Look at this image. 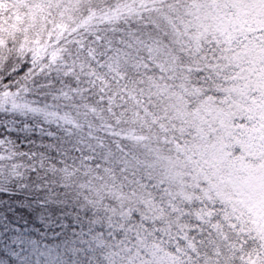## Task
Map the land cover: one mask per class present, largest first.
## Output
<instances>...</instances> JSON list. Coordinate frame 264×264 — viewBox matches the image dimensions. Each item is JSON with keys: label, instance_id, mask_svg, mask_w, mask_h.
Returning a JSON list of instances; mask_svg holds the SVG:
<instances>
[{"label": "snow or ice", "instance_id": "1", "mask_svg": "<svg viewBox=\"0 0 264 264\" xmlns=\"http://www.w3.org/2000/svg\"><path fill=\"white\" fill-rule=\"evenodd\" d=\"M0 264H264V0H0Z\"/></svg>", "mask_w": 264, "mask_h": 264}]
</instances>
